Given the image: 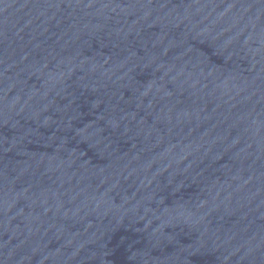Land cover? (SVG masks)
Listing matches in <instances>:
<instances>
[{
    "label": "water",
    "instance_id": "water-1",
    "mask_svg": "<svg viewBox=\"0 0 264 264\" xmlns=\"http://www.w3.org/2000/svg\"><path fill=\"white\" fill-rule=\"evenodd\" d=\"M0 264H264V0H0Z\"/></svg>",
    "mask_w": 264,
    "mask_h": 264
}]
</instances>
